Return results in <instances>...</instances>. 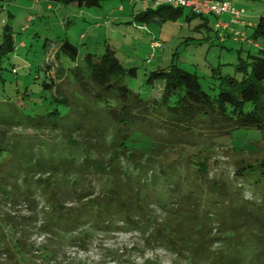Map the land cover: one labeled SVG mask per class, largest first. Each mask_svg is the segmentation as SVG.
<instances>
[{
  "label": "trees",
  "instance_id": "trees-1",
  "mask_svg": "<svg viewBox=\"0 0 264 264\" xmlns=\"http://www.w3.org/2000/svg\"><path fill=\"white\" fill-rule=\"evenodd\" d=\"M45 1L49 6L101 7L105 0ZM183 10L169 6L152 8L136 19L159 17L163 21L177 17ZM192 16L209 25L211 17L188 13L186 20ZM9 28L5 27L0 45V62L2 55L15 54L22 47V43L16 42L18 33L8 31ZM250 38L264 41V17L253 28ZM57 46L55 60L47 59L46 64L36 68L24 63H19L22 67L17 70L12 67L15 74L27 70L36 89L22 95L21 100L4 97L5 103L11 102L24 111L25 99L32 95H38V99L33 104L35 113L28 109L34 116V130L22 126L14 129L31 130L19 133L30 136V140L1 142L6 133L0 131V194L14 203L26 197L22 203L32 204L35 201L30 200L28 192L40 191L51 205L41 229L59 235L58 227L65 232L78 223L92 229L119 222L136 227L156 208L190 228L145 226L153 229V237L162 243L170 242L178 251L186 247L191 264H209L212 250L197 247L189 239L188 230L199 229L208 234V241L217 244L220 231L226 236L230 228L210 221L208 211L214 205L225 206L230 194H225L226 182L214 181L209 176L210 161L204 159V146L230 138L239 128L264 129V118L259 116L263 113L264 58L240 59L234 69L237 76H221L222 66L213 68L209 77L177 65L152 71L147 85L154 88L159 84L162 88L156 98L145 99L124 83L125 76L137 75V68L125 69L108 52L100 57L88 52L79 62L80 48L69 39L59 41ZM49 50L45 49L46 55ZM201 78L219 83L206 81L204 86ZM3 124L4 117L0 116V125ZM46 132L52 135V142L41 141ZM177 148H195L197 153L195 157H169L168 153L175 154ZM247 171L240 169L235 173L244 184ZM97 188L99 193L94 192ZM74 202L79 206L65 213L63 207ZM7 221L0 219L6 225ZM216 224L219 235L212 238ZM175 242H183V247L176 248ZM13 246L23 254L21 246ZM52 256L46 252L44 260Z\"/></svg>",
  "mask_w": 264,
  "mask_h": 264
},
{
  "label": "rangeland",
  "instance_id": "rangeland-1",
  "mask_svg": "<svg viewBox=\"0 0 264 264\" xmlns=\"http://www.w3.org/2000/svg\"><path fill=\"white\" fill-rule=\"evenodd\" d=\"M260 1L247 0L246 11L256 13L258 8L253 3H264V0ZM47 6L45 0H0V45L3 43L6 26L11 28L8 31L18 33L16 42L22 43L15 54L1 56L4 59L0 62V110L5 113L0 114L4 117L0 131L6 133L1 142H16L21 138L30 140V136H21L23 134L19 133H31V130L14 129L17 126L35 128L34 116L28 113V109L35 113L33 104L38 95L25 99L27 109L24 111L18 110L11 102L5 103L4 97L21 100L22 95L31 94L36 89L35 80L26 74L27 70L15 74L12 73L13 68H21L19 63L31 64L36 68L37 65L46 64L47 59L55 60L57 43L61 40L69 39L80 48L82 54L79 62L88 52L99 57L108 52L125 69L137 68V75L125 76L124 83L132 92L145 99L151 96L156 98L162 88L159 84L154 88L147 85L146 81L152 71L177 65L209 77L213 68L222 66L221 76H237L234 69L240 59L257 60L261 54L259 49L241 44L233 37L225 36L226 42H221L224 33L213 29L216 19L211 18L208 26L202 24L203 19L199 17L192 16L186 20V15L191 13L189 10L184 9L177 17H166L163 21L159 17L137 20L138 14L154 7L147 0H105L101 7L60 5L58 11L53 4L51 10ZM97 15L106 18V21L117 17L128 20H119L105 27L103 20L92 19ZM92 24L98 25V28ZM84 34L87 38L82 43L80 36ZM153 40L159 42L161 48L155 51V58L151 59L154 54L151 46ZM260 44L264 46L263 40ZM47 47L50 50L46 55ZM206 81L219 83L213 79H202L203 85ZM261 102L263 113L259 116L264 118V82ZM41 141L52 142V135L46 132ZM204 147L207 149L203 152L204 159L208 163L210 161L209 176L214 181L226 182L225 194H230L225 206L214 205L210 208L209 220L219 221L230 230L226 236L220 231V237L216 224L217 228L211 237L218 236L217 244L208 241V234L206 236L199 229H189V239L197 247L212 250L208 255L209 264H231L233 260L236 264H264V129L239 128L230 138L216 140ZM175 152H169V157H195L197 149L177 148ZM240 169L248 170L245 184L235 175ZM99 191L97 188L94 192ZM28 194L35 203H22L26 197L14 203L0 194V219L8 220V226L0 222V264H191L190 251L186 247L178 251L171 247L170 242L162 243L153 237V229L145 228L154 224L177 230L190 228L179 223L177 217L161 210L153 209L150 217L143 218L141 225L136 227L119 222L113 226L104 225L92 229V226L78 223L76 228H69L65 232L58 227L59 235L41 229L46 213L51 211L47 197L42 196L40 191L30 190ZM74 206L79 205L75 202L74 205H65L64 212ZM169 231L165 233L167 238L170 236ZM181 243L175 242L176 248L178 245L182 248ZM16 244L21 246L23 254L14 249L13 245ZM46 252L53 254L47 261L44 260Z\"/></svg>",
  "mask_w": 264,
  "mask_h": 264
},
{
  "label": "built area",
  "instance_id": "built-area-1",
  "mask_svg": "<svg viewBox=\"0 0 264 264\" xmlns=\"http://www.w3.org/2000/svg\"><path fill=\"white\" fill-rule=\"evenodd\" d=\"M153 3V8L169 6L175 9L189 10L191 13L216 19L214 29L229 34L241 44L255 45L256 43L247 35L246 31H240L238 27L247 28L249 26L246 20V10L234 5L230 0H147ZM221 18V20H220ZM227 18V20H222ZM222 36V35H221ZM220 38V37H219ZM154 54L151 59L155 58V51L161 48V44L155 40L151 42Z\"/></svg>",
  "mask_w": 264,
  "mask_h": 264
},
{
  "label": "crops",
  "instance_id": "crops-1",
  "mask_svg": "<svg viewBox=\"0 0 264 264\" xmlns=\"http://www.w3.org/2000/svg\"><path fill=\"white\" fill-rule=\"evenodd\" d=\"M230 1H232L233 3H234V5L235 6H237V7H239V8H244L245 9V5L246 4H248V3H246L247 2V0H230ZM259 1L260 0H257V2L259 3ZM261 2V1H260ZM256 3V2H255ZM255 3H253V5L254 6H256L257 8H258V10H256V13H249L248 11H246V16H247V18H246V20L248 21V24H249V26L247 27V28H244V27H240L239 29H241V28H243L242 29V31H246L247 29V35H249V37H250V35L252 34V30H253V28L257 25V23H258V21H260L261 20V18L262 17H264V3L262 4V3H260V4H255ZM49 5V4H48ZM75 6H77V5H75ZM77 7H80V6H77ZM53 8V7H52ZM51 8V6H47V9L48 10H51L52 9ZM56 8H57V11L61 8V6L60 7H58V6H56ZM80 8H82V7H80ZM246 10V9H245ZM120 11V10H119ZM82 16L84 17V13H82ZM112 18V17H111ZM92 19L93 20H95V21H102L103 20V23H104V26L105 27H107L108 26V24L109 25H111V24H114V23H116V22H118L119 20H128V19H125V18H119V17H117L116 19H114V18H112L111 20H107L106 21V18H104V17H102V16H94V17H92ZM105 20V21H104ZM222 20H226V18H224V19H222ZM93 25V24H92ZM93 27L94 28H98V25H93ZM225 36H229V37H232V36H230L229 34H223L222 36H221V42H226V40H225ZM80 38H81V40H82V43H85V40H86V38H87V36H85V34L84 35H81L80 36ZM234 39V38H233ZM235 40V39H234ZM252 40L256 43L255 45H251L253 48H257V50L259 49V51H260V55H259V58H262L263 56H264V46L262 45L261 46V44H260V42H261V40L262 39H253L252 38ZM263 43H264V41H263Z\"/></svg>",
  "mask_w": 264,
  "mask_h": 264
}]
</instances>
